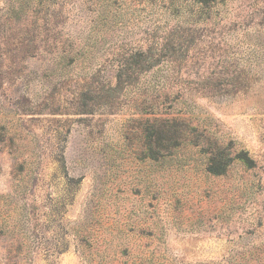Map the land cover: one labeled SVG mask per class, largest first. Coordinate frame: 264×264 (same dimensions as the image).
<instances>
[{"label": "rangeland", "instance_id": "374dc122", "mask_svg": "<svg viewBox=\"0 0 264 264\" xmlns=\"http://www.w3.org/2000/svg\"><path fill=\"white\" fill-rule=\"evenodd\" d=\"M0 264H264V0H0Z\"/></svg>", "mask_w": 264, "mask_h": 264}, {"label": "trees", "instance_id": "16d2710c", "mask_svg": "<svg viewBox=\"0 0 264 264\" xmlns=\"http://www.w3.org/2000/svg\"><path fill=\"white\" fill-rule=\"evenodd\" d=\"M192 1L194 3H196L197 5H201L204 7V6L216 3L217 0H192ZM162 51H163L162 48H157V47H150L145 52L143 50H139L130 56L131 57L130 59L133 61V63L127 59H126V63L130 67L138 66L137 70H138V72H141L145 69H149V68L154 67L159 62V58L161 57V53L159 54L158 52H162ZM135 58H138V61ZM129 85H130V83L121 82L120 81V74L117 75V84H116L117 87L123 88V86H129ZM219 155L222 156L221 152H219ZM238 158L241 159L242 161L245 160L243 157H238ZM231 160H232V158L227 157V162H229ZM244 162H246V161H244ZM227 164L228 163L224 164L223 167L220 169H214L213 167H209L208 171L210 173L216 174V175L222 174L224 172V168Z\"/></svg>", "mask_w": 264, "mask_h": 264}]
</instances>
